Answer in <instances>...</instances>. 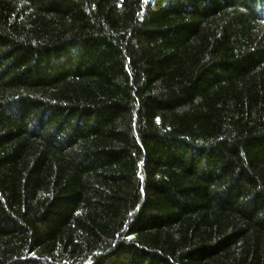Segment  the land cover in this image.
Listing matches in <instances>:
<instances>
[{
	"label": "trees",
	"instance_id": "obj_1",
	"mask_svg": "<svg viewBox=\"0 0 264 264\" xmlns=\"http://www.w3.org/2000/svg\"><path fill=\"white\" fill-rule=\"evenodd\" d=\"M0 264H264V0H0Z\"/></svg>",
	"mask_w": 264,
	"mask_h": 264
}]
</instances>
